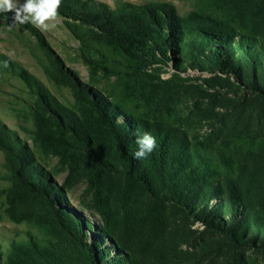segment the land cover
I'll return each mask as SVG.
<instances>
[{"label":"rangeland","instance_id":"374dc122","mask_svg":"<svg viewBox=\"0 0 264 264\" xmlns=\"http://www.w3.org/2000/svg\"><path fill=\"white\" fill-rule=\"evenodd\" d=\"M101 1L112 8L123 1L169 2L183 15L197 10L232 21L245 35L244 43L264 42L263 29L253 25L254 17L264 13V0ZM12 16L11 12L0 13V62L8 61L7 68L0 64V124L17 137L34 174L55 186L51 196L54 207L79 220L84 240L78 238L77 229L74 232L58 229L59 222L54 219L51 207L42 202L37 206L35 194L15 187L5 166V152L0 149L2 264H8L7 255L15 245L21 247L26 241H34L39 249L22 264H264V248L235 246L222 230L208 226L200 218L201 208L206 204H200L193 214V207L190 210L167 199H149L138 184L129 182L121 173L107 171L96 179L86 176L79 136L62 125L57 115L51 117L52 112L28 77L41 82L55 101L66 110L75 109L78 115L79 111L92 112L81 95L84 89L101 94L109 104L120 105L136 116L177 127L214 161L218 176L213 185H223L219 195L228 199L226 182L236 179L237 194L243 197L239 206L243 209L245 204H251L261 216L258 221L264 218L261 91L245 84L233 68H227L226 72L199 68L190 54L182 56L184 69L175 68L170 61L167 66L149 69L151 76H133L128 62L104 44L92 46L93 59L101 63L92 68L80 40L61 14L57 27L47 32L30 23L10 27ZM41 38L60 59L72 82L57 83L45 73L42 62L50 64V61L39 44ZM187 51L192 52L190 48ZM192 53L194 57L197 55ZM106 143L102 147L108 152L110 146ZM86 147L87 152L93 149L99 152L93 142ZM108 157L114 161L113 155ZM117 166L124 169L120 161ZM218 197L214 194L209 200V209H219L222 213L214 210V215L221 216L225 225H229L231 212L218 208ZM13 206L19 210L16 218L10 214ZM223 207L229 209V202ZM23 209L27 215L21 212ZM223 221L217 217L215 223ZM246 232L247 237L256 235L255 228Z\"/></svg>","mask_w":264,"mask_h":264},{"label":"trees","instance_id":"16d2710c","mask_svg":"<svg viewBox=\"0 0 264 264\" xmlns=\"http://www.w3.org/2000/svg\"><path fill=\"white\" fill-rule=\"evenodd\" d=\"M59 12L71 32L80 40L84 56L92 68L101 64L93 59L92 46L104 44L128 62V69L132 70L133 76H151L149 69L167 66L170 61L174 62L175 68L184 69V66L181 67L182 56L190 54L201 69L226 72L227 68H233L239 79L264 94V42L258 43L253 41L254 37H249L253 42L244 43L242 37L245 35L228 19L197 10L183 15L174 4L164 1L144 4L123 1L112 8L101 0H62ZM253 25L261 27L264 34V13L254 17ZM191 35L195 38L188 37ZM39 44L50 61V64L42 62L45 73L57 83L61 80L72 82L62 62L48 48L43 38L39 40ZM188 48L197 55L194 57L192 52L187 51ZM0 64L3 67L2 61ZM188 64L195 66L193 62ZM245 70L247 73H244ZM251 78L252 82H248ZM28 80L41 94V100L52 112L51 117L57 115L62 125L70 127L79 136L83 159H86V176L96 179L107 171L121 173L129 182L138 184L149 199H167L190 210L193 207V214L200 204H206L201 208L203 217L200 218L208 226L222 230L230 243L241 248H264V218L258 221L261 219L260 214L255 213L249 203L243 209L239 206L238 202L243 197L237 194L239 185L236 179H228L226 182L230 192L228 199L219 195L223 185H213L218 176V168L212 159L199 151L187 134L175 126L136 116L120 105L109 104L101 94H92L84 89L81 95L89 102L92 112L82 114L79 111L78 115L75 109L66 110L55 101L41 82L29 77ZM120 117L123 119L120 120ZM144 133L153 135L157 146L148 158L137 160L133 158V153L137 150L135 141L138 135L142 136ZM90 142H93V147L99 148V152L95 149L87 152L89 149L86 146ZM104 142L110 146L108 152L103 150ZM0 149L5 152V166L15 187L19 186V190L24 193L28 190L35 194L37 201L34 204L38 206L42 202L51 207L54 219L59 222L58 229L72 232L77 229L78 238L83 241L79 220L71 218L64 209L54 207L51 196L52 191H56L55 186L34 174L26 161L28 156L23 146L1 124ZM110 155H113L114 161L108 157ZM117 161L122 163L123 170L117 166ZM214 194L220 196L218 208L231 212L229 225H225L221 216L214 215L215 209H209V200ZM201 199L203 201L198 203ZM227 202L229 209L223 207ZM23 204L24 202L22 207ZM215 211L222 213L217 208ZM21 212L27 215V210L23 209ZM10 214L16 218L19 210L13 206ZM217 217L223 223L216 224ZM77 224L79 227H75ZM252 228L256 229V235L247 237L246 231ZM26 242L21 245L22 248L15 245L11 249L7 255L8 264L26 263L38 252L39 246L34 241ZM91 255L94 257L92 253ZM42 256L46 257L47 254Z\"/></svg>","mask_w":264,"mask_h":264},{"label":"clouds","instance_id":"9594fccd","mask_svg":"<svg viewBox=\"0 0 264 264\" xmlns=\"http://www.w3.org/2000/svg\"><path fill=\"white\" fill-rule=\"evenodd\" d=\"M62 0H0V13H13L10 27L16 24H31L42 32L55 29L60 20L59 9ZM12 55L11 53L9 54ZM3 67H8V61L2 62ZM137 150L133 158L144 160L156 149V139L150 133L138 135L135 141Z\"/></svg>","mask_w":264,"mask_h":264}]
</instances>
